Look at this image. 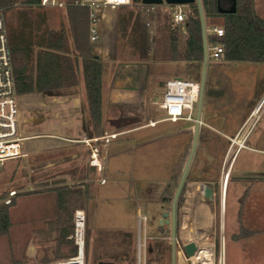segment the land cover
<instances>
[{"label": "rangeland", "instance_id": "obj_1", "mask_svg": "<svg viewBox=\"0 0 264 264\" xmlns=\"http://www.w3.org/2000/svg\"><path fill=\"white\" fill-rule=\"evenodd\" d=\"M245 2L250 4L249 0H243L241 5ZM256 2L264 3V0ZM70 5L73 4L67 2L63 7H46L29 0H15L1 11L6 19L8 32L13 33L19 41L41 39L51 30L62 26L70 39L71 26L67 15V7ZM140 6L138 4L121 10L108 8L106 17L103 15L105 11H102L103 31L93 43L94 52L101 58L111 60L116 68L123 66V70H128V73L141 70L146 80L151 78L149 86L140 81V86L135 88L139 93L143 89L147 91L149 101L146 109L141 105H133L125 107L121 115L111 114L109 118L111 132H120L107 144L111 149L109 152H123L112 157L104 172L107 146L98 141L100 150L97 157L103 168L96 165V171L89 174L91 181H88V175H80L79 169L75 167L65 171L41 168L39 158L56 154L60 150L57 148H42L33 154L37 158H32V153L29 152L22 157L9 158L0 163V205L7 204L10 192L16 191L10 203L12 225L8 233L0 235V264H37L45 262L46 258L50 263L65 260L69 258L66 255L73 247H80L77 228L78 235L84 237L81 254L85 257V264H136L139 236L144 234L145 227L148 236L152 237V247L160 241L167 248L159 261L154 259L155 254H148L147 264H172V227L171 224H162L161 217L163 212L171 211L197 122L180 120L173 124L165 119L166 114L158 104L165 91L160 80L166 82L167 78L183 76L195 81L199 79L200 82L199 71L202 75L204 65L200 60L187 59V20L173 25L172 9L166 3L149 5V11ZM194 6L195 4L185 7L189 15L193 14ZM251 6L254 7V2ZM259 9L260 7L258 11ZM130 11L141 15L138 41L119 36V25L115 32L111 21L119 13ZM225 19L226 15L214 13L206 18V24L210 28L214 24L225 28ZM148 20L151 21L149 26L146 23ZM102 42L107 44L106 52L101 50ZM214 62L222 67L213 69ZM255 75L248 63L226 62L225 59L221 61L219 58L209 57L202 118L210 117L207 106L213 97L215 107H226L223 119L228 116V111L233 112L235 120L240 119L252 97L250 90L256 89ZM116 90L120 92V86ZM32 97L16 96L20 114L28 115L38 109L33 105ZM194 116L197 117V112ZM214 132L209 131L210 137L207 140L206 133H199L189 170L191 175L186 179L178 199L177 239L182 243L187 237L193 236L188 232L191 229L201 230L203 235H214L217 232L218 256L221 247L220 227L222 230L224 225L225 264H264V180L251 178L246 180L245 185H241L239 178L243 173V166L264 164V154L243 149L231 173L233 158L224 186L223 171L222 178L218 175L214 178V200L206 198L204 190L198 193L192 191L194 184L199 183L196 181L199 179L200 165H206V168L215 171L217 163H221L218 154L223 144L222 137ZM253 140L254 137H251L247 144L253 145ZM225 147L227 148V144ZM225 147L222 153L226 150ZM235 149L226 157L228 162ZM226 160L223 163L225 162V169H228ZM252 173L254 172H249L248 175L254 177L255 174ZM105 178L107 181L103 183ZM87 183L89 198L87 201L82 200V207L75 211V231L68 236L69 241L64 243L58 238L56 190L70 186L75 190H82V195L86 196L83 185ZM169 184L172 185V196L163 202ZM203 200L211 206L209 212L195 207ZM141 216H147L146 225L144 221H140ZM186 225L190 226V230L186 229ZM180 258L182 256L177 253V264L180 263Z\"/></svg>", "mask_w": 264, "mask_h": 264}, {"label": "crops", "instance_id": "obj_2", "mask_svg": "<svg viewBox=\"0 0 264 264\" xmlns=\"http://www.w3.org/2000/svg\"><path fill=\"white\" fill-rule=\"evenodd\" d=\"M243 0H237V8L241 5ZM254 2V7L257 10V13L261 18L264 19V3L256 2V0H249V5ZM138 4L130 5L132 7ZM230 2L229 0H216L214 3L211 4V12L212 16L214 13L220 14H228L223 11L219 10V7L222 6L224 8L229 7ZM130 6H123L119 8H111L106 7L103 8L102 11L104 12L106 17V9H122ZM47 7V6H46ZM260 7L259 11L258 8ZM143 9V6H140ZM105 9V10H104ZM120 15V13H119ZM119 15L117 17H112L111 21L115 26V32L117 30V25L119 21ZM104 17V18H105ZM103 18V19H104ZM173 24V23H172ZM216 25V24H214ZM213 25V26H214ZM100 28V35L103 31V22L102 17L99 24ZM209 24L207 25V32L208 38H211L212 33L209 32ZM48 34L43 36L41 39H28L25 41H19L21 43H28V42H36L47 38ZM103 39V38H102ZM69 41V48L70 54L72 57V65L75 68V73L72 74L70 81H67L65 85L50 88L45 91H34L30 93L20 94V95H28L33 96L31 100L33 101V105H35L38 109L31 112L28 115H21V120L24 124V129L26 133L30 134L29 137L24 142V151L25 153H32V158H37L38 156L33 155L36 151L44 148H57L60 149L56 152V154L47 155L46 157H41L40 159V166L44 169H56L65 171L71 168H78L80 171V175H88V181H91L90 173L96 171V165L92 164L90 161L92 159V148L89 144L86 143V139L91 137H96L97 135L92 134L91 131V123L88 113V101H87V94H86V87L85 81L82 74L81 69V60L77 61L75 58V49L73 45L72 39H68ZM95 43V42H94ZM36 48V47H35ZM39 49V48H38ZM37 50V48L35 49ZM102 52L107 50V44L102 42L101 44ZM106 52V51H105ZM106 61L107 64V71L105 74V81H104V132L102 135L111 132V128H109V118H111V114H115L117 116L121 115V112L124 111L125 107L133 106V105H141L143 107H147L149 99H147V91L143 89L139 93L136 87L140 86L139 82L144 81L145 86H149L151 82V78L146 80L145 74L143 71L136 70L130 71L123 70V66L116 68L113 62L108 61L105 58H102ZM221 61L224 59L223 57L219 58ZM209 61V60H208ZM228 62V60H226ZM236 63H248L249 67L252 71L255 72L256 82V89L249 90L252 91V97L248 100V104L245 108V114L240 117V119H236L234 117L233 112L228 111V116L223 119V113L225 110V106L217 105L215 107L214 98L211 97L208 104V114L210 117L201 118L203 120V124L200 126V133H206V140L209 139L210 134L209 131H215L219 137L221 138V142L223 143L221 146L220 153L218 154L219 162L217 166H215V171L206 168V165H200L198 168L199 172V179H197L196 184L203 183L205 184H213L214 178L221 176L222 178V171L225 174L224 181L222 182L225 184V179L229 174V166H231V173L233 172L234 165L239 157L240 152L243 148L238 151L236 155L233 154V157L230 162L226 160V165L228 169L224 167V159L226 158V154L228 152V144L230 143L229 137L234 136L240 130L242 125L250 116L251 112L253 111L256 104L260 101V99L264 96V62H252V61H230ZM251 65V66H250ZM213 69H218V67H222V65L214 62L212 65ZM137 68V67H136ZM120 69V70H119ZM118 71V73H116ZM125 71V72H124ZM160 74V72H159ZM167 78L166 80H168ZM122 81L123 83H121ZM160 84L162 86L165 85V81L160 80ZM120 86V92L116 90V87ZM122 87V88H121ZM125 88V90H124ZM221 99H223L221 97ZM262 110V111H261ZM202 113V112H201ZM257 115L253 131L249 137H254L253 145L257 148H262L264 143V103L255 110L253 116ZM89 129V130H88ZM114 132V131H113ZM212 133V132H211ZM159 138V137H158ZM240 138H243V133H241ZM156 139V138H155ZM155 139H152L155 141ZM248 139V140H249ZM212 141L214 139L212 138ZM227 144V148L225 147ZM226 148L222 153L223 148ZM251 150V149H249ZM111 151L110 146H107V161L104 166V172L107 171V166L112 160V157L116 154L123 152L122 150L119 152H109ZM254 153H262L261 151L251 150ZM235 156V157H234ZM31 158V157H30ZM29 158V159H30ZM228 158V157H227ZM223 164V165H222ZM225 170V171H224ZM242 174H240V184L245 185L246 180L254 178L255 180H264V164H258L255 166H243ZM249 172H254V177L249 176ZM232 175V174H231ZM107 176H109L107 174ZM198 178V177H197ZM231 178V176H230ZM86 179V180H87ZM229 181L227 182V188L229 186ZM227 191V190H226ZM226 200V199H225ZM226 203V202H225ZM201 204L210 210L211 206L206 203L205 201H201ZM225 208V207H224ZM224 224V223H223ZM186 229H190L188 225H186ZM191 232V231H189ZM223 232H224V225H223ZM191 234V233H190Z\"/></svg>", "mask_w": 264, "mask_h": 264}, {"label": "trees", "instance_id": "obj_3", "mask_svg": "<svg viewBox=\"0 0 264 264\" xmlns=\"http://www.w3.org/2000/svg\"><path fill=\"white\" fill-rule=\"evenodd\" d=\"M38 6L40 0H29ZM216 0H202L205 18L209 17L211 4ZM15 0H0V8H8ZM195 13V14H194ZM67 15L71 26V38L75 49V58L81 60V69L85 81L88 113L91 123V133L101 136L104 132V81L107 64L100 55L94 52V42L90 40L89 23L90 10L87 6L70 5L67 7ZM141 15L133 11L123 12L119 15V36L138 41ZM225 36L223 42L225 51L222 57L228 61H252L264 62V19L259 16L255 7L249 4L240 5L235 13L226 14ZM187 59H204L202 25L198 6L195 4L193 14L187 18ZM12 64L15 76L17 95L34 91H45L50 88L65 85L70 81L75 68L72 65V57L69 55V41L64 26L57 30H51L47 38L21 43L13 33H9ZM37 50H35L36 48ZM39 48V49H38ZM189 65V64H188ZM193 67V66H192ZM199 71V77H200ZM196 81H199L197 79ZM89 130V129H88ZM191 172V171H190ZM188 172L187 178H190ZM212 186V184H210ZM171 184L166 188L163 202L172 196ZM82 190L73 189L70 186L58 188V238L60 241H69L68 236L74 233L75 211L82 207V200L87 201L89 185H83ZM10 205H0V235L8 233L12 221ZM149 250V255L155 254L154 259L159 261L166 253L163 242ZM86 251V250H85ZM78 247H73L66 257L76 256Z\"/></svg>", "mask_w": 264, "mask_h": 264}, {"label": "built area", "instance_id": "obj_4", "mask_svg": "<svg viewBox=\"0 0 264 264\" xmlns=\"http://www.w3.org/2000/svg\"><path fill=\"white\" fill-rule=\"evenodd\" d=\"M67 2H71L73 5L87 6L90 10V23H89V34L90 40L96 42L100 38V20L102 17V9L106 7L119 8L123 6H130L135 3L133 0H40V5L42 6H58L63 7L67 5ZM147 11L150 10L149 5L141 4ZM169 5V4H167ZM173 13V25H179L184 23L189 14L188 10L185 8L187 5H169ZM0 8V163L9 158L22 157L25 155L24 152V142L29 137L30 134L26 133L24 129V124L21 120V115L17 109L16 101V85L14 69L12 64V54L10 49L9 32L6 23V19ZM147 25H151V21L148 20ZM212 33L211 38H208V51L209 57L221 58L225 51V44L223 38L225 36V28L221 25H214L208 29ZM165 91L163 93V99L158 102L161 109L164 110L166 117L165 119L175 124L180 120L195 121L197 122V117L194 114L197 112L199 107V97H200V82L195 81L188 77L177 76L169 78L165 82ZM264 103V96L256 104L253 111L251 112L248 119L242 125L240 130L234 136L229 137L230 146L227 155L230 151L234 140L241 134L245 133L242 143L238 148V151L243 148H248L255 151H261L264 153V143L262 148H257L256 146H250L247 141L253 131V126L255 120L243 131L246 124L248 123L250 117L255 113V110L259 108ZM262 111V110H261ZM257 118V117H256ZM200 124H203L202 118L200 119ZM120 132H110L101 136L91 137L86 139V143L92 148V159L91 163L97 166L98 153L100 147L98 141H101L105 146L111 142V139L117 137ZM226 155V157H227ZM226 160V158H225ZM102 169V166H101ZM107 181V178L103 179V183ZM16 195V191L12 190L10 192V197L6 200L7 204L12 202V198ZM78 212V211H77ZM77 218V214H76ZM147 216H141L140 221L147 222ZM77 222V221H76ZM77 228V239L79 245L84 244V237L78 235ZM84 234V232H83ZM216 233H210L209 235L204 234L199 241L193 237L186 238L182 243L177 239L176 235V250L179 256H182L186 264H225L224 255V239L222 230L220 227V240L221 247L220 253L217 256V237ZM212 236V239H211ZM214 236V237H213ZM152 237L148 236L146 232L141 233L138 242L137 251V263L136 264H147L148 254L150 247V239ZM82 240V243H81ZM194 241L197 244V250L194 255H187L184 246L188 243ZM79 247V252H80ZM202 248H205V252H202V256L199 257L198 253ZM73 257H69L65 260H71ZM59 262V261H58ZM57 263V262H51Z\"/></svg>", "mask_w": 264, "mask_h": 264}, {"label": "water", "instance_id": "obj_5", "mask_svg": "<svg viewBox=\"0 0 264 264\" xmlns=\"http://www.w3.org/2000/svg\"><path fill=\"white\" fill-rule=\"evenodd\" d=\"M137 4H145V5H156V4H169V5H192L196 4L199 9L200 14V20L202 25V36H203V48H204V59H203V70L201 75V81H200V97H199V107L197 110V123L195 125L194 134H193V142L192 146L187 158V161L185 163L182 175L180 177L177 189L175 191L172 205H171V211H165L162 213L161 217V223L164 224H171L172 227V238H173V248H172V264H177V250H176V235H177V204L178 199L181 195L183 186L185 184V181L188 176V172L190 170L192 160L197 148L198 140H199V133H200V119H201V112H202V104H203V98H204V91H205V82H206V71H207V65L209 60V51H208V32H207V24H206V18L203 8V2L202 0H133ZM220 1V0H219ZM230 5L227 8H224L222 6L219 7L220 11H223L225 13H235L237 11V0H229ZM203 190L206 198L210 200H214L216 198V191L215 188L209 184L203 185ZM185 251L187 255L192 256L195 254L197 250V244L194 241L188 242L185 246ZM150 250H152V247H150ZM49 259L46 258L45 262H48Z\"/></svg>", "mask_w": 264, "mask_h": 264}, {"label": "bare ground", "instance_id": "obj_6", "mask_svg": "<svg viewBox=\"0 0 264 264\" xmlns=\"http://www.w3.org/2000/svg\"><path fill=\"white\" fill-rule=\"evenodd\" d=\"M256 116L257 115H255V116H251L250 117V119H249V121H248V123L246 124V126H245V128H243V131L246 129L247 130V128L249 127V126H251L250 124L256 119ZM251 121V122H250ZM247 127V128H246ZM245 134V133H244ZM244 134H243V137H244ZM241 135V134H240ZM240 135L234 140V143H233V145L231 146V148H230V151H229V153H228V156L227 157H229V154H231L232 153V151L234 150V148H236L235 149V152H234V155H236L237 153H238V148L240 147V145H241V143H242V140H243V138L241 139L240 138ZM97 164H99V162L97 161ZM102 168H103V166H102ZM222 185L224 186V184L222 183ZM201 190H203V185L202 184H194V186L192 187V191L193 192H196V193H198V192H200ZM191 192V191H190ZM193 195V194H192ZM196 195V194H195ZM195 197H197V196H195ZM223 197H224V194H222V200H221V204H222V213H224V209H223V206H224V203H223ZM204 201V200H203ZM197 206H195V207H197L198 209H200V210H203V211H206V212H209L208 211V209L207 208H205L201 203H197L196 204ZM189 210V209H188ZM201 212V211H200ZM199 213V212H198ZM197 213V214H198ZM186 223V222H185ZM188 223V222H187ZM189 226V225H188ZM190 227V226H189ZM193 227V226H192ZM202 229V228H201ZM188 230V229H187ZM190 230V229H189ZM185 231V230H184ZM189 232V231H188ZM191 233L193 234V236H191V237H193V238H195V239H198L199 241H201L200 239L203 237V231H201V230H195L194 231V229L192 230L191 229ZM222 234L224 235V232H223V225H222ZM187 237V236H186ZM84 245V244H83ZM83 245H81V247H80V252H78V254L74 257V258H72L71 260H67V261H59V262H57V263H50V262H40V263H37V264H85V257L81 254V251H82V246ZM206 250H205V248H202L201 249V251L198 253V256L199 257H201L202 255V252L204 253ZM35 264V263H34ZM179 264H185V261H184V258L182 257V258H180V263Z\"/></svg>", "mask_w": 264, "mask_h": 264}, {"label": "flooded vegetation", "instance_id": "obj_7", "mask_svg": "<svg viewBox=\"0 0 264 264\" xmlns=\"http://www.w3.org/2000/svg\"><path fill=\"white\" fill-rule=\"evenodd\" d=\"M165 224V223H164Z\"/></svg>", "mask_w": 264, "mask_h": 264}]
</instances>
